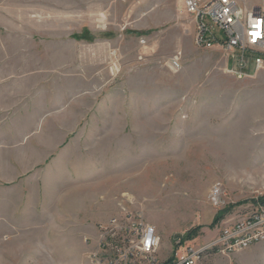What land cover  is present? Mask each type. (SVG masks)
<instances>
[{
	"label": "rangeland",
	"instance_id": "obj_1",
	"mask_svg": "<svg viewBox=\"0 0 264 264\" xmlns=\"http://www.w3.org/2000/svg\"><path fill=\"white\" fill-rule=\"evenodd\" d=\"M181 3L0 0V208L23 197V182L9 191L23 160L24 177L41 161L60 228L88 232L124 206L172 260L264 205V71L225 75ZM202 264H264V240Z\"/></svg>",
	"mask_w": 264,
	"mask_h": 264
},
{
	"label": "built area",
	"instance_id": "obj_2",
	"mask_svg": "<svg viewBox=\"0 0 264 264\" xmlns=\"http://www.w3.org/2000/svg\"><path fill=\"white\" fill-rule=\"evenodd\" d=\"M181 11L190 22L193 45L220 53L225 75L243 80L264 71V0H182ZM176 58L173 67L179 66ZM209 198L215 206L223 203L219 184L212 187ZM233 220L205 245L188 248L179 259L163 260L156 229L140 211L122 206L106 223L96 226L89 262L202 264L205 259L239 252L264 240V205L247 209ZM183 242L178 239L176 244Z\"/></svg>",
	"mask_w": 264,
	"mask_h": 264
},
{
	"label": "crops",
	"instance_id": "obj_3",
	"mask_svg": "<svg viewBox=\"0 0 264 264\" xmlns=\"http://www.w3.org/2000/svg\"><path fill=\"white\" fill-rule=\"evenodd\" d=\"M30 137L23 135V141ZM27 162L23 160V181L15 182V188L9 189L14 195L23 182V197H6L5 209L0 208V264H90L96 228L92 226L88 232L60 228V214L52 211L57 199L45 198L44 184L38 180L41 161L31 160V168L36 170L24 177Z\"/></svg>",
	"mask_w": 264,
	"mask_h": 264
},
{
	"label": "trees",
	"instance_id": "obj_4",
	"mask_svg": "<svg viewBox=\"0 0 264 264\" xmlns=\"http://www.w3.org/2000/svg\"><path fill=\"white\" fill-rule=\"evenodd\" d=\"M77 38H80V37H77ZM197 230V229H196ZM195 229L191 230V231H188L186 232L184 235H183V241L186 240V239H191L193 233L196 231Z\"/></svg>",
	"mask_w": 264,
	"mask_h": 264
}]
</instances>
